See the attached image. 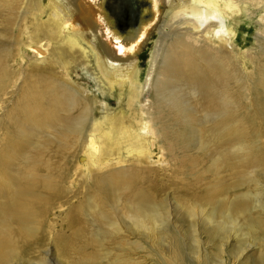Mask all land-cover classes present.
<instances>
[{
    "label": "bare ground",
    "instance_id": "bare-ground-1",
    "mask_svg": "<svg viewBox=\"0 0 264 264\" xmlns=\"http://www.w3.org/2000/svg\"><path fill=\"white\" fill-rule=\"evenodd\" d=\"M89 2L0 0V89L10 86L8 79L12 74L25 77L27 64L31 70L29 76L26 75L27 79L34 78L40 84L38 90L32 87L27 89L20 100L21 117H18V122L14 121L17 133L27 134L30 138L34 132L39 136L48 128L58 135L57 143L61 140L76 142L78 149L70 145L73 155L78 156L81 152L88 157L109 155V150L117 149L118 138L124 135L128 142L127 150L141 153V143H151L156 134L168 146L178 145L180 141L182 143L181 132L177 129L191 125L189 117L194 110L189 108L190 100H185L192 99L198 105L196 107L206 112L200 126L207 127H204L205 132H201L200 138L205 141H202V150H212L206 155V160H209V169L215 175L212 179L215 184L204 193L193 195L192 203L196 209L190 213L191 218L200 215L205 226L208 225L206 231L204 229L207 235L221 237L224 244L229 242L231 232L236 236L239 233L245 236L264 230V218L255 221L252 217L255 208L251 209L252 194L246 188L251 182L245 178L247 172L254 168L264 172V154L248 139L247 126L235 125L233 118L240 102L244 101L241 94L234 91L233 78H238V87L245 93L249 90L246 83L252 73L249 75L245 72V63L239 60L242 55L231 45L237 25L241 24L243 17H258L256 24L260 27L264 25V0H165L164 12L157 24H151L150 28L154 29L145 38L147 42L150 41V36L158 31L156 45H161L162 41L167 45L169 42L165 37L175 31L171 41L174 49L167 48L159 60L160 64L157 62L151 66L144 82L140 78L137 60V52L141 47H118L120 39L111 30L105 32L101 24L95 21L100 16L94 11L96 6ZM167 17L170 24L166 26L168 31L164 27ZM109 37L112 44L109 43ZM81 42L90 48L87 51L93 54L101 80L110 93L106 105L99 108L108 110V107H118L113 92L127 87V93L131 96L128 106L139 103L141 115L146 116L135 120L133 126L136 125V130H133V126L118 128L116 119L107 116L104 121H92L98 111H94L98 97L92 100L85 90L77 88L69 75L71 62L64 57L65 53L55 52L57 43L65 44L71 52H79L84 62L87 53ZM50 45L54 50L48 56L44 47ZM18 60L24 65L17 72L10 71L9 64L15 63L19 67ZM72 60L77 61L76 58ZM158 66H161L160 70L156 68ZM260 71V78L253 83L252 89L255 91L260 85L264 95V74ZM148 88L152 94L146 97L145 93L150 92ZM161 110L165 114L164 118L161 117ZM167 120L172 123L181 120L183 123L168 130L163 128V121ZM207 120L208 123L205 122ZM157 125L159 127L155 130ZM99 140L112 143L103 149L98 144ZM13 148L21 150L18 144ZM218 148L220 151L215 155L214 151ZM222 173L226 177L220 178ZM116 175L120 176V173ZM101 182H98V188ZM34 184H37L35 178L23 176L10 182L3 178V184H0V263L11 255L10 250L15 246L14 236L28 240L37 233L40 223L37 218L45 210L44 205L38 206V210L34 207L36 203L33 202L38 199L32 187ZM3 186L9 188V192L4 195L1 193ZM138 200H141L138 214H142L139 225L145 221L158 222L160 210L151 207L152 203L146 201L144 196ZM117 232L118 228L115 230ZM69 239L70 231L58 238L59 247L65 252L71 248Z\"/></svg>",
    "mask_w": 264,
    "mask_h": 264
},
{
    "label": "rangeland",
    "instance_id": "rangeland-1",
    "mask_svg": "<svg viewBox=\"0 0 264 264\" xmlns=\"http://www.w3.org/2000/svg\"><path fill=\"white\" fill-rule=\"evenodd\" d=\"M163 5L157 9L159 17L164 12ZM142 15L148 16L149 13ZM257 20L258 17H243L241 24L237 25L235 39L231 42L235 51L242 55L239 60L244 61L245 72L249 75L252 73L246 83L249 90L245 93L238 87V78H233L234 91L244 99L233 118L235 125L247 126L248 139L264 154V95L262 86L259 85L255 91L252 89L253 83L260 78V70L264 74V25L258 26ZM129 21L130 27L125 28L126 33L136 34L139 22L132 23V19ZM169 25L167 17L164 24L166 31ZM0 33L2 34L1 27ZM175 34L172 31L169 37H165L169 42L167 45L163 41L161 45H156L158 31L150 36V41L147 42L145 38L139 44L138 47L141 48L138 49L137 60L142 82L151 66L157 62L160 64L159 60L163 58L167 48L174 49L171 41ZM144 42L146 43L143 44ZM109 43H112L110 38ZM56 45L55 52L65 53L64 57L71 62L69 75L77 88L85 90L92 100L93 97L99 98L95 100L97 104L94 111H98L93 122L104 121L107 116L116 119L118 128L127 129L136 124L137 118H146L141 115L139 103L128 106L131 96L127 93V87L113 92L119 103L118 107L101 110L99 107L106 105L110 93L101 80L93 54L88 52L90 48L85 42L80 43L87 53L86 61L83 62L79 52H71L65 44ZM44 49L50 56L54 47L50 45ZM74 58L77 61L72 60ZM18 62L19 67L15 63L9 64L10 71L17 72L24 65V62ZM27 65L25 77L12 74L8 79L10 86L0 89V184H3V178L9 179V182L20 176L35 178L39 185L34 184L32 187L38 199L33 204L36 203L34 207L37 210L38 206L44 205L45 213L37 218L40 223L35 237L24 240L14 236L15 246L10 250L11 255L5 257L0 264H264V230L245 236L241 233L236 236L231 232L229 242L224 244L221 237L207 235L205 227L208 225L205 226L200 215L191 218L190 213L196 209L192 203L193 195L202 194L215 184L212 181L215 175L209 169V160H206V155L212 150H202L205 141L200 138L201 132H205L204 127H207L200 126L206 112L196 107L198 105L194 100H185H190L189 108L194 110L190 113L189 127L181 126V120L175 123L163 121L164 129L173 130V127L181 126L177 131L181 132L183 141L179 144L182 145L168 146L156 134L151 143H141L143 152H129L128 142L122 135L118 138L117 149L109 150V155L88 157L79 152L76 156L70 150V145L78 149L76 142L61 140V144L57 143L58 135L48 128L49 133L44 131V134L36 136L34 132L30 138L27 134L17 133L14 123L21 117L20 100L27 89L32 87L38 90L40 86L34 78L27 79L26 75L29 76L31 72ZM160 67L156 68L160 70ZM149 90L150 92L145 93L146 97L152 94L151 89ZM160 114L162 118L165 117L162 110ZM205 122L208 123V120ZM30 126L34 127L32 124ZM158 127L157 125L155 130ZM132 128L136 130V125ZM111 143L112 141L104 143L103 140L98 142L103 149L108 148ZM17 144L21 146L19 151L13 148ZM219 151L220 148L216 149L215 155ZM116 173H120V176ZM224 177L226 176L222 173L220 178ZM245 178L251 182L246 188L252 194L251 209L255 208L252 217L255 221L263 219L264 172L254 168L247 172ZM100 180L102 182L98 188ZM1 188L3 195L9 192L7 186ZM140 196L152 203L151 207L160 210L159 223L145 221L143 225H139L138 222L142 221L141 212L138 214ZM117 228L118 232L115 233ZM69 231L71 248L65 252L59 247L58 238Z\"/></svg>",
    "mask_w": 264,
    "mask_h": 264
},
{
    "label": "flooded vegetation",
    "instance_id": "flooded-vegetation-1",
    "mask_svg": "<svg viewBox=\"0 0 264 264\" xmlns=\"http://www.w3.org/2000/svg\"><path fill=\"white\" fill-rule=\"evenodd\" d=\"M96 6L99 18L95 21L101 24L105 32L111 30L120 40L117 42L123 49L138 47L148 35L151 24L159 18L157 9L165 0H89ZM149 2V3H147ZM147 4V8H146ZM93 5V6H94ZM94 6V7H95ZM138 8V11L136 10ZM148 12V16L142 14ZM160 15V13H159ZM132 23L139 22L137 33H126L125 28L129 20ZM117 22V23H116ZM110 38V37H109ZM111 39V38H110ZM112 41V40H111ZM112 44V43H111Z\"/></svg>",
    "mask_w": 264,
    "mask_h": 264
}]
</instances>
